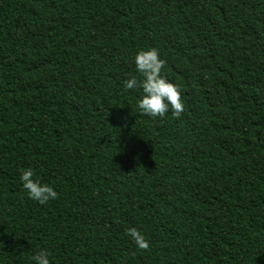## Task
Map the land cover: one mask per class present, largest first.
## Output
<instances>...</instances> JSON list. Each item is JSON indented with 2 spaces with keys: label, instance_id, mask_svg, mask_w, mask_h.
Segmentation results:
<instances>
[{
  "label": "trees",
  "instance_id": "obj_1",
  "mask_svg": "<svg viewBox=\"0 0 264 264\" xmlns=\"http://www.w3.org/2000/svg\"><path fill=\"white\" fill-rule=\"evenodd\" d=\"M149 48L179 117L140 114L123 86ZM27 168L57 199L28 198ZM41 250L264 264V0H0V264Z\"/></svg>",
  "mask_w": 264,
  "mask_h": 264
},
{
  "label": "clouds",
  "instance_id": "obj_2",
  "mask_svg": "<svg viewBox=\"0 0 264 264\" xmlns=\"http://www.w3.org/2000/svg\"><path fill=\"white\" fill-rule=\"evenodd\" d=\"M134 64L142 79L138 81L134 76L130 77L123 82V86L128 90L141 89V94L136 100L138 112L152 118L164 117L166 113L179 117L184 111L181 90L177 84L163 75L166 61L160 57L159 51L156 48L138 51L134 57ZM124 126L126 123L121 125ZM19 181L28 198L38 204H47L58 197L57 191L51 185L42 183L32 168L23 170ZM127 234L137 248L143 250L149 248L148 240L137 229L130 228ZM49 256L47 250H41L32 256V264H51Z\"/></svg>",
  "mask_w": 264,
  "mask_h": 264
}]
</instances>
